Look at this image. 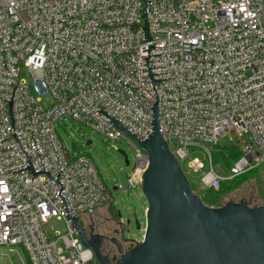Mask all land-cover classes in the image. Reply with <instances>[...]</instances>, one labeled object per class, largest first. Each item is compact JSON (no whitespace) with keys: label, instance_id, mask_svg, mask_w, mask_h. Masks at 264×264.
I'll return each instance as SVG.
<instances>
[{"label":"built area","instance_id":"1","mask_svg":"<svg viewBox=\"0 0 264 264\" xmlns=\"http://www.w3.org/2000/svg\"><path fill=\"white\" fill-rule=\"evenodd\" d=\"M155 104L171 152L182 169L188 159L187 176L202 171L206 190L263 165L264 0H0V245L29 264H90L72 219L82 224L113 193L90 156L71 158L56 124L127 141L134 190L149 155L98 110L144 141ZM231 130L251 139L222 176L212 151ZM53 218L66 234L47 235Z\"/></svg>","mask_w":264,"mask_h":264},{"label":"water","instance_id":"2","mask_svg":"<svg viewBox=\"0 0 264 264\" xmlns=\"http://www.w3.org/2000/svg\"><path fill=\"white\" fill-rule=\"evenodd\" d=\"M146 34L149 38L147 22ZM98 111L149 155L141 182L148 202L142 240L132 239L136 243L126 250L117 241L119 256L110 260L96 242L102 236H89L78 218L72 219L98 264H264V205L252 206L245 197L220 206L206 204L162 134L158 104L153 107V133L144 141L102 107ZM120 153L130 165L125 151ZM136 223L140 229L137 218Z\"/></svg>","mask_w":264,"mask_h":264},{"label":"rangeland","instance_id":"3","mask_svg":"<svg viewBox=\"0 0 264 264\" xmlns=\"http://www.w3.org/2000/svg\"><path fill=\"white\" fill-rule=\"evenodd\" d=\"M22 77L32 84V77L25 68H22ZM41 100L42 105L46 108L51 107L53 104V100L49 95L42 96ZM56 127L72 159L87 155L95 162L105 183L112 190L113 201L111 203V210L116 215L119 211L122 214V219L126 226L125 238L129 239V241L132 239L137 241L142 240L146 227V210L144 212V209L148 207V202L141 191V184L134 190L127 184V180L131 177V172L136 161L132 146L125 140L112 142L105 134L97 132L90 126L80 124L69 118H61L57 122ZM250 139L251 135L249 132L238 133L235 130H231L225 136L220 137L212 151L215 171L222 176H228L231 172V165L226 163L221 157L216 156L218 150L227 148L242 150ZM88 141H91V144L87 145ZM120 150L125 151L130 165H126L125 158L120 153ZM189 150L191 157L204 158L202 148L190 146ZM187 160L183 163V169L185 171L187 170ZM204 164L208 168L209 163L206 159H204ZM201 175L202 171H193L188 174V178L192 183L194 191L201 197H205L204 195L207 191L201 182ZM236 180H243L244 182L222 195L218 200L221 205L229 199L238 200L243 197L250 203L264 205V164L254 171L240 175ZM121 182L125 184V189H127L114 190L116 184ZM100 212L108 213V210L104 207ZM136 218L141 225L140 229L137 228ZM128 220H131L129 224ZM83 221L84 219H81V222ZM44 229L47 235L52 238H55L59 234L67 233L65 222L56 218L51 219L44 226ZM135 240L132 241L136 243ZM17 249L18 253H15L9 246L0 245V264H29L23 250L19 247Z\"/></svg>","mask_w":264,"mask_h":264},{"label":"flooded vegetation","instance_id":"4","mask_svg":"<svg viewBox=\"0 0 264 264\" xmlns=\"http://www.w3.org/2000/svg\"><path fill=\"white\" fill-rule=\"evenodd\" d=\"M106 210H108V213L98 211L92 216L85 217L82 225L85 227L89 236H102L100 240L95 238L96 242L99 243L102 254L107 256L110 260H113L119 256L117 241L122 242V246L125 250L135 243L132 240L124 241L126 226L122 216L119 215L120 211L116 215L111 210V204L106 206ZM91 251L93 257L90 264H98L94 250L91 249Z\"/></svg>","mask_w":264,"mask_h":264},{"label":"trees","instance_id":"5","mask_svg":"<svg viewBox=\"0 0 264 264\" xmlns=\"http://www.w3.org/2000/svg\"><path fill=\"white\" fill-rule=\"evenodd\" d=\"M242 155V150L236 149V148H227V149H221L216 152V156L221 157V159H224L226 163L232 166V164L238 160ZM214 159V157H213ZM214 161V160H213ZM239 177V176H238ZM237 178V177H236ZM236 178L232 180H225L221 183L220 187L218 189L209 188L206 191L205 197H202L206 204L211 206H220L221 203H219V198L224 195L226 192H229L230 190L238 187L241 183H243V180H236ZM232 199V198H231ZM244 199V198H241ZM241 199H233L234 201H239ZM250 203V202H249ZM250 205H261V204H253L250 203ZM103 209V208H102ZM102 209L98 210L101 211Z\"/></svg>","mask_w":264,"mask_h":264},{"label":"crops","instance_id":"6","mask_svg":"<svg viewBox=\"0 0 264 264\" xmlns=\"http://www.w3.org/2000/svg\"><path fill=\"white\" fill-rule=\"evenodd\" d=\"M147 208H148V207H147ZM147 208L145 207L144 212H145V210L147 211Z\"/></svg>","mask_w":264,"mask_h":264}]
</instances>
